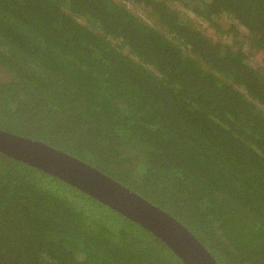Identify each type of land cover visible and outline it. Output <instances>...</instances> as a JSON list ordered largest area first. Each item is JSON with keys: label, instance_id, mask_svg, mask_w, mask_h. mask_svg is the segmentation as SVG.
I'll return each mask as SVG.
<instances>
[{"label": "trees", "instance_id": "1", "mask_svg": "<svg viewBox=\"0 0 264 264\" xmlns=\"http://www.w3.org/2000/svg\"><path fill=\"white\" fill-rule=\"evenodd\" d=\"M125 1L148 23L122 0H0V130L97 169L216 264H264V70L247 53L264 54V0ZM0 264L183 263L135 222L0 155Z\"/></svg>", "mask_w": 264, "mask_h": 264}, {"label": "water", "instance_id": "2", "mask_svg": "<svg viewBox=\"0 0 264 264\" xmlns=\"http://www.w3.org/2000/svg\"><path fill=\"white\" fill-rule=\"evenodd\" d=\"M0 155L43 171L135 222L183 264H216L180 223L90 165L43 143L1 130Z\"/></svg>", "mask_w": 264, "mask_h": 264}, {"label": "rangeland", "instance_id": "3", "mask_svg": "<svg viewBox=\"0 0 264 264\" xmlns=\"http://www.w3.org/2000/svg\"><path fill=\"white\" fill-rule=\"evenodd\" d=\"M122 3H124L125 8L130 11L131 14L137 16L138 18L144 20L145 22L148 23V18L146 15V11L138 5H132L128 3L125 0H122ZM218 23L222 26L223 29H226L228 26V22L226 21L225 18H220ZM202 30L206 36H210V38L213 39V41H219L222 43H227L230 42L229 37H223L221 35H217L212 29H209L206 24H202ZM249 54V61L251 64L255 65L258 68H261L264 70V54H259L256 52H247Z\"/></svg>", "mask_w": 264, "mask_h": 264}]
</instances>
